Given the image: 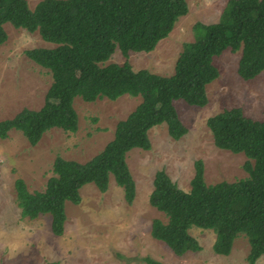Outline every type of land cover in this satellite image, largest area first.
<instances>
[{"label": "trees", "instance_id": "obj_1", "mask_svg": "<svg viewBox=\"0 0 264 264\" xmlns=\"http://www.w3.org/2000/svg\"><path fill=\"white\" fill-rule=\"evenodd\" d=\"M187 11L185 0H39L33 9L26 0H0V44L7 38L5 22L29 32L37 30L41 38L55 44L25 50L31 60L50 71L52 82L39 109L22 108L12 118L0 120V138L17 129L36 144L52 127L75 131V96L85 101L114 100L123 94L141 97L126 118L116 123L113 138L93 157L79 162L57 156L43 191L29 192L17 178L21 215L33 218L49 213L51 231L61 235L64 203H79V189L86 183L104 192L109 175L123 188L125 201L132 203L135 183L126 151L149 149L147 131L161 122L174 139L186 132L173 101L207 103L205 86L218 76L213 56L225 49H240L237 72L245 80L264 69V0H227L216 22H195L194 40L184 43L169 76L133 70L127 60L104 64L115 48L125 57L130 50H152ZM206 124L217 147L248 158L243 163L247 176L206 184L203 163L197 159L190 189L185 191L163 169L157 170L148 200L167 221L153 219L150 234L182 255L201 248L189 228H210L215 232L213 251L227 255L241 233L249 243L247 261L253 264L264 253V116L252 119L241 108L232 107L209 116ZM145 261L160 264L148 257Z\"/></svg>", "mask_w": 264, "mask_h": 264}, {"label": "rangeland", "instance_id": "obj_2", "mask_svg": "<svg viewBox=\"0 0 264 264\" xmlns=\"http://www.w3.org/2000/svg\"><path fill=\"white\" fill-rule=\"evenodd\" d=\"M33 9L39 0H26ZM188 11L177 18L169 33L154 48L128 51L125 57L115 48L104 64H121L127 60L133 70L147 69L162 76L174 72L175 61L186 42L194 40L195 22L213 23L219 19L227 0H185ZM7 34L0 44V120L12 118L22 108L39 109L52 82L51 73L31 60L25 50L54 47L41 38L38 31L29 32L3 24ZM241 50H223L212 58L218 76L206 84L207 103L191 105L175 99L173 105L186 132L172 138L165 122L148 129L149 149L133 147L126 151L125 161L135 183L132 203L124 199L123 188L109 175L107 189L102 192L92 182L79 189L80 202L64 203L65 221L61 235L51 231L49 213L27 217L36 225L30 244L13 256L0 251V264H147L148 257L160 264H250L247 261L249 243L239 233L227 255L215 253L212 244L215 232L210 228L188 229L201 246L197 251L176 255L161 240L150 234L151 222H163L167 216L149 203L153 177L163 169L177 186L190 189L194 161L203 163L206 184L234 181L247 176L243 163L248 158L242 152L217 147L206 119L223 109L241 108L243 114L261 120L264 116V69L251 79L237 72ZM139 95L123 94L111 100L97 97L85 101L75 96L72 106L77 114V129L52 127L36 144H30L24 134L10 129L0 138V219L21 215L16 203L15 181L21 178L29 192L43 191L53 175L57 156L85 162L113 138L116 123L140 102ZM252 162V160H250ZM253 264H264V253Z\"/></svg>", "mask_w": 264, "mask_h": 264}, {"label": "clouds", "instance_id": "obj_3", "mask_svg": "<svg viewBox=\"0 0 264 264\" xmlns=\"http://www.w3.org/2000/svg\"><path fill=\"white\" fill-rule=\"evenodd\" d=\"M36 225L23 215L0 219V251L13 256L30 244Z\"/></svg>", "mask_w": 264, "mask_h": 264}]
</instances>
